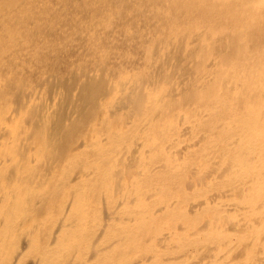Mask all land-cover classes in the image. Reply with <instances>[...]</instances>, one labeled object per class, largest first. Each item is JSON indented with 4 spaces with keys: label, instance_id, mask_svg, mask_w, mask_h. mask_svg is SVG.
Wrapping results in <instances>:
<instances>
[{
    "label": "bare ground",
    "instance_id": "obj_1",
    "mask_svg": "<svg viewBox=\"0 0 264 264\" xmlns=\"http://www.w3.org/2000/svg\"><path fill=\"white\" fill-rule=\"evenodd\" d=\"M113 1L115 15L104 10L117 16L123 2ZM140 4L162 13L165 31L146 55L172 54L165 71L176 73L157 75L162 65L114 73L84 136L64 133L74 142L56 155L47 142L17 161L0 155V184L14 175L0 196V264H264V0ZM4 10L0 21L11 16ZM2 44L1 59L19 67L25 48ZM135 85L145 88L141 104L128 99ZM113 114L125 119L112 123ZM22 199L44 202L46 214L23 219Z\"/></svg>",
    "mask_w": 264,
    "mask_h": 264
},
{
    "label": "rangeland",
    "instance_id": "obj_2",
    "mask_svg": "<svg viewBox=\"0 0 264 264\" xmlns=\"http://www.w3.org/2000/svg\"><path fill=\"white\" fill-rule=\"evenodd\" d=\"M35 1L30 2L35 7L39 5L38 10L29 3L26 6L24 4L26 0H2L0 4L1 11L6 9L5 12H11L8 19L0 21V34L4 36L0 42L6 45L15 40L20 48H25H22V55L25 57L21 56L22 62L19 67L12 64L8 57L2 60L3 55L8 54V50L0 48V108L4 114L0 120V141H3L0 142V155L7 150L16 161L18 160L16 158L31 145L51 143L52 152L56 155L74 142V139L67 140L68 133H77V138L84 136L86 117L100 111L99 99L102 95L109 94L112 88L109 77L124 70L147 73L155 65L158 67L155 66L154 70L162 65L161 74L160 71L157 72V75L162 77L168 78L171 72L176 73V68H173V71L171 69L165 71V64L170 62L169 58H173L172 54L160 53L161 58L156 54L153 61L149 58L151 55H146L145 48L160 41V38L165 36V31L161 29V27L164 29V23L162 22V25L161 20L160 23L157 21L161 19L162 13L158 14L160 18L153 17L154 13L140 7L142 5L140 0H122L121 12L117 16H113L115 15L113 7L116 5L113 0L105 1L104 5H99L96 0H38L39 3ZM46 1L48 4H45ZM159 4L163 5L162 2ZM14 5H18L17 8L21 11L17 13V9H12ZM105 7L113 8V11L111 9L109 11L114 14L106 13ZM26 8L29 9L27 12L24 11ZM128 10L132 13L126 16ZM14 14L22 17L13 22L12 20L16 19ZM126 17L130 18L126 20ZM34 20H39L36 23L40 26H36L34 22L29 24ZM92 26L96 30L88 29ZM5 31L7 36L3 35ZM94 42H97L98 46L94 45ZM182 55H178L180 60L183 58ZM101 57L104 60H101ZM191 68L189 70L193 73L196 67ZM7 73L10 78H6ZM187 88L188 85L185 94L190 96V90ZM144 93V86L135 85L128 99L141 104L145 99ZM130 108L134 110L133 105ZM110 117L112 123L125 119L124 116L120 117L117 114ZM16 132L17 134L21 132L18 147L6 144L10 136ZM62 135L63 139L59 138ZM12 176H14L12 171L4 175V182L0 184V196L14 184ZM16 201L18 206L16 212L21 209L23 219L28 218L27 213H32L33 217L41 213L46 214L42 207L44 202L40 200L33 203L26 200V211L22 206L24 204L21 205L24 200ZM27 203H30L29 206ZM37 204L38 208L41 204L42 206L37 209ZM32 206H35L33 212L28 210ZM35 251L34 249L29 252L33 254ZM26 261L27 259L20 261L19 264H28Z\"/></svg>",
    "mask_w": 264,
    "mask_h": 264
}]
</instances>
